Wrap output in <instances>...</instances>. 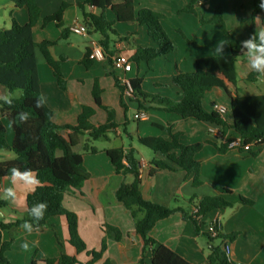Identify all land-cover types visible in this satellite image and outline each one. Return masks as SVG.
Returning a JSON list of instances; mask_svg holds the SVG:
<instances>
[{
    "label": "crops",
    "instance_id": "crops-1",
    "mask_svg": "<svg viewBox=\"0 0 264 264\" xmlns=\"http://www.w3.org/2000/svg\"><path fill=\"white\" fill-rule=\"evenodd\" d=\"M192 0H134V10L142 7L151 8L163 14L161 25L175 49L166 55H161L149 63L132 62V68L125 74L128 79L142 77L141 88L150 94L170 97L180 100L178 89L171 84V76L177 69L189 72L195 68L196 59L209 56H219L215 48L223 45V55L229 53L226 36L216 24L201 23L200 18L210 19L219 6L226 27L239 40L244 41L251 36L250 25L255 23L258 31L264 25V12L252 17L253 0H207L194 3V11L182 12ZM41 10L38 23L32 29V37L36 43L44 40L56 41L50 48L54 59L61 60V69L66 80V88L60 89L52 74L51 68L42 54L36 51L37 74L40 94L45 98V104L54 112L53 120L58 125H76L82 106L92 107L94 114L89 118L93 125L106 120V111L98 106L92 96L94 82H97L100 102L115 112L117 127L101 138L105 144L96 146L98 152L83 154V164L88 171V178L78 189H72L64 195L63 207L78 216V235L86 245V250H100L102 242L105 246L101 258L93 264H139L142 255V239L135 233L134 220L130 211L115 198V190L121 183H130L132 176L116 172L110 159L104 152L107 148H130L138 150L140 156L142 197L152 203L164 206H181L192 210L189 203L203 196L218 194L219 188H227L231 193L227 199L231 206L216 209L204 217L207 222L218 216L221 222L219 237L213 244L223 246L228 243L229 260L233 264H264V147L256 156L241 152L235 147L220 153L214 143L218 137L209 132L210 126L194 118L184 120L181 116L159 109L144 110L138 104L122 93L116 84L114 76L121 78L122 73L112 66V60L118 52L130 56L136 49L146 46L156 47L157 43L149 36L147 27L137 21L116 22L110 9L104 14L109 21H114L112 28L118 36H112L109 44L114 51L112 55L104 54L103 59H92L86 68L81 60L91 42L100 45L102 35L92 30L86 33L71 32L69 27L73 22L84 24L89 19L88 14L98 15L100 10L86 3V0H36ZM63 3L67 6L61 16V25L56 21L42 23L43 18L58 11ZM11 17L24 24L28 20L27 10L17 8L11 0H0V28L10 27ZM64 29H68L65 38H61ZM181 31L184 36L179 32ZM237 84L244 94H264V73H258L252 81L246 77L252 71L246 60V53L235 62ZM120 82V81H119ZM14 91L0 85V96L17 97ZM230 99L222 89L216 88L206 93L203 106L212 110L213 103L229 106ZM211 107L208 109L206 105ZM144 110V119H134V114ZM230 119V113L225 116ZM2 121L6 127L7 141L11 143L13 132L4 116ZM170 125L172 133H180V142L193 144L202 142L203 146L196 154L199 161V179L201 184L193 185V174L180 168L173 170L160 169L149 175L152 159L165 160L153 151L147 150L137 143L138 137L170 135L159 127ZM71 130L63 129L60 134L68 138ZM87 131L78 135L79 143L74 147L82 152V145L88 137ZM100 140V139H98ZM78 148V149H75ZM61 152L57 151L56 155ZM10 151H0V159H12ZM12 186L16 194H21V201L16 203L4 199V188ZM35 187V186H34ZM33 189L22 182L12 183L10 177L0 181V220L3 223L14 222L26 212V194ZM251 200L242 203L239 197ZM106 225L120 230L119 240L112 238L106 231ZM203 228L196 231L190 220L184 219L180 212L156 222L150 235L159 243L175 251L192 264H207L210 243L203 233ZM235 234L233 239L228 237ZM69 231L66 218L57 216L48 220L46 226L39 229L34 226L31 233L21 226L4 232L3 239H11V248L4 256L11 264H45L44 258L57 257L60 253L74 254L75 248L68 242ZM28 242L30 248L24 252L20 248L22 242ZM81 264L90 259L86 251L78 254ZM145 262L150 263V253L147 252Z\"/></svg>",
    "mask_w": 264,
    "mask_h": 264
},
{
    "label": "trees",
    "instance_id": "trees-1",
    "mask_svg": "<svg viewBox=\"0 0 264 264\" xmlns=\"http://www.w3.org/2000/svg\"><path fill=\"white\" fill-rule=\"evenodd\" d=\"M15 7L25 8L28 20L24 24L18 23L11 17L10 27L0 28V85L8 89L12 94L20 91L17 97L10 96L12 103L9 105L0 100V151H10L12 159H0V181L10 177V169L16 167L21 171L31 169L41 181L29 193L26 194V212L14 222L3 223L0 220V264H11L4 256V252L11 248V239H3L4 232L21 226L25 221L32 222L28 213L29 209L36 203L44 202L48 205L44 219L39 221L35 227L41 229L46 226L49 219L64 216L68 225V242L75 248V253L70 255L60 253L57 257L44 258L45 264H81L78 254L86 251L90 259L84 264H93L101 258L105 242H102L100 250H86V245L78 235V216L76 213L66 210L62 205L64 195L72 189H78L81 183L89 176L83 164V154L96 153L98 149L92 144L93 141L104 138L109 132L117 127L115 112L112 108L103 106L100 102L101 89L94 82L92 96L94 102L106 111L107 117L103 123L93 125L89 118L94 110L89 106H82L77 117L76 125H58L53 120L54 112L44 103L41 107L35 106V101L40 96V85L37 74L36 51H39L46 63L51 68L55 81L60 89L66 88V80L61 69V60L54 59L50 48L56 43L52 40H44L36 43L32 37V29L38 23L41 10L36 0H11ZM192 0L185 6L182 12L194 11ZM206 2L207 0H200ZM90 6L100 10L98 15L88 14L85 19L87 30L98 32L102 35L100 45L104 54L112 55L113 50L109 44L112 36H118L112 28L113 22L137 21L147 27L149 36L157 43L156 47L146 46L136 49L130 56L133 63L144 61L149 63L154 58L166 55L175 49L166 32L163 30L161 20L163 14L151 8L142 7L134 10V0H86ZM254 10L252 17L264 12L261 0H253ZM61 7L52 15L43 18L42 23L56 21L61 25V16L64 8ZM110 9L115 20L109 21L104 11ZM201 23L216 24L220 31L226 36L229 53L222 56H209L196 59L193 71L185 72L177 69L171 76V84L178 89L180 100H174L166 96L150 94L141 88L142 77L129 79L131 95L129 99L136 102L139 108L148 110L150 108L174 113L184 120L194 118L210 126L220 128L221 135L218 142L214 143L220 153L226 152L229 142L234 137H240L241 143L237 149L256 156L264 147V94L248 95L242 92L237 84V73L235 62L245 52L241 49V40L235 37L226 27L221 7H217L210 19L200 18ZM251 34L258 32L255 23L250 25ZM183 36L184 34L179 31ZM68 29H64L61 38H65ZM90 50L87 49L81 63L88 68L92 63L89 57ZM258 73L251 71L246 81H252ZM116 84L123 93L125 86L120 84V78L114 76ZM222 89L230 99L228 112L230 119L207 110L203 106L206 93L213 89ZM29 112L30 118L20 122L18 114ZM6 117L12 132L11 143L7 141L6 127L2 121ZM159 127L165 130L170 138L163 136L138 137L139 146L161 154L165 160L152 159L148 174L151 176L157 170L175 168L183 169L193 174V185L201 184L199 179V161L196 154L203 146L202 142L184 144L180 142V133H172L171 126ZM69 129L68 138H64L60 131ZM87 131L88 137L82 145V152H77L74 147L79 143L78 135ZM249 145L248 149L245 146ZM60 151V155H56ZM116 172L130 174V183H121L115 190V198L126 209L134 220L135 233L142 239V255L139 264H147L145 257L150 253L149 264H192L167 246L157 242L150 231L159 220L180 212L184 219L190 220L196 231H200L206 221L204 217L216 209L226 208L232 205L227 199L231 191L227 188H219L218 194L214 196H203L197 201L189 203L198 208L196 213L181 206H164L145 200L140 191L141 167L138 150L130 148L124 151L122 148H107L104 150ZM242 203H251L245 197L240 196ZM3 201H0V206ZM106 231L112 238L119 240L122 237L120 230L114 226L106 225ZM210 243V252L207 256V264H233L227 259L223 246L213 244L216 237H211L203 231ZM235 234L228 238L233 239ZM219 237V236H218ZM30 264H35L32 260ZM105 264H114L106 262Z\"/></svg>",
    "mask_w": 264,
    "mask_h": 264
},
{
    "label": "clouds",
    "instance_id": "clouds-1",
    "mask_svg": "<svg viewBox=\"0 0 264 264\" xmlns=\"http://www.w3.org/2000/svg\"><path fill=\"white\" fill-rule=\"evenodd\" d=\"M262 8H264V0H261ZM241 49L246 53V60L249 68L256 73H264V29L254 32L248 39L241 42ZM215 52L219 55H223V45L215 48ZM0 100L4 103L11 104L12 98L10 96H0ZM45 103V98L43 95L37 97L35 101V106L37 108L41 107ZM30 118L29 112H20L18 114V119L20 122L27 121ZM10 179L12 183L17 181L22 182L26 186H38L41 181L36 177L31 169H25L21 171L20 169L13 167L10 169ZM16 191L12 186L4 188V199H16ZM48 205L44 202L36 203L29 209V215L34 218L32 222L25 221L21 227L31 233L36 224L39 223L45 217ZM22 251L27 252L30 248L28 242H22L20 244Z\"/></svg>",
    "mask_w": 264,
    "mask_h": 264
},
{
    "label": "built area",
    "instance_id": "built-area-1",
    "mask_svg": "<svg viewBox=\"0 0 264 264\" xmlns=\"http://www.w3.org/2000/svg\"><path fill=\"white\" fill-rule=\"evenodd\" d=\"M71 32L75 33H86L87 32V27L84 24H79L77 22H73L70 27H69ZM264 29V25L262 26L261 30ZM90 54L89 57L91 59H103L104 58V51L101 45H99L97 42H91V45L89 47ZM112 66L116 71H119L120 73L123 74V76L120 78V84L125 86L124 89V94L127 96L131 95V90H130V82L129 79L125 76L127 72H129L132 68V61L130 60L129 56L126 55L123 52H118L117 55L113 58L112 60ZM212 110L215 111L216 113L226 116L228 113V106L226 104H221V103H213L212 105ZM146 115V112L144 110L137 112L134 114V119H144ZM210 133L215 134L218 138L221 135V130L220 128H210L209 129ZM241 143V138L240 137H234L230 142H229V147H235L237 148ZM249 145L245 146V149H248ZM198 211V208L196 206H193L192 212L196 213ZM203 230L208 233L211 237H218L221 231V222L218 216L213 217L211 220L207 221L203 227ZM223 251L229 259V250H228V243H225L223 245ZM241 264V263H237Z\"/></svg>",
    "mask_w": 264,
    "mask_h": 264
},
{
    "label": "rangeland",
    "instance_id": "rangeland-1",
    "mask_svg": "<svg viewBox=\"0 0 264 264\" xmlns=\"http://www.w3.org/2000/svg\"><path fill=\"white\" fill-rule=\"evenodd\" d=\"M16 93H17V95H19V94H20V91H17ZM169 98H170V97H169ZM172 99H173V98H172ZM223 104H224V103H223ZM205 105H206V104H205ZM227 106H228V105H227ZM206 107H207L208 109L211 108V107H209V106H207V105H206ZM92 144H93V145H96V146H101V145L105 144V142H104V140L100 139V140L93 141ZM75 149H78V148H75ZM21 198H22L21 194H17V195H16V199L14 200V202H16V203L20 202V201H21Z\"/></svg>",
    "mask_w": 264,
    "mask_h": 264
},
{
    "label": "water",
    "instance_id": "water-1",
    "mask_svg": "<svg viewBox=\"0 0 264 264\" xmlns=\"http://www.w3.org/2000/svg\"><path fill=\"white\" fill-rule=\"evenodd\" d=\"M231 102V101H230ZM230 102H229V105H230Z\"/></svg>",
    "mask_w": 264,
    "mask_h": 264
}]
</instances>
